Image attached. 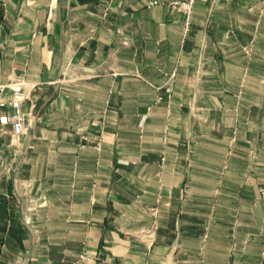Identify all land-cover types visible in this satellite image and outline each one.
<instances>
[{
    "label": "crops",
    "instance_id": "obj_1",
    "mask_svg": "<svg viewBox=\"0 0 264 264\" xmlns=\"http://www.w3.org/2000/svg\"><path fill=\"white\" fill-rule=\"evenodd\" d=\"M172 1L0 0V264H264V0Z\"/></svg>",
    "mask_w": 264,
    "mask_h": 264
},
{
    "label": "built area",
    "instance_id": "obj_2",
    "mask_svg": "<svg viewBox=\"0 0 264 264\" xmlns=\"http://www.w3.org/2000/svg\"><path fill=\"white\" fill-rule=\"evenodd\" d=\"M151 6L158 5V2H152L150 4ZM193 5L194 0H187L184 2H171L169 4V7L173 10H176L178 12H182L185 14L187 19V26L189 25V18L193 13ZM6 87H2L1 91L4 90ZM12 91L14 92V96L12 99L6 102H0V124L2 126H11V134L15 137H20L22 134H24L27 130V120L26 115L23 111V102L25 97L23 96L21 86H13L11 87ZM167 93H171V89L167 88ZM161 100V98H159Z\"/></svg>",
    "mask_w": 264,
    "mask_h": 264
},
{
    "label": "rangeland",
    "instance_id": "obj_3",
    "mask_svg": "<svg viewBox=\"0 0 264 264\" xmlns=\"http://www.w3.org/2000/svg\"><path fill=\"white\" fill-rule=\"evenodd\" d=\"M184 1H187V0H184ZM184 1H179V2H184ZM189 1V0H188ZM172 2H175V1H172ZM172 10V9H171ZM173 11H175V12H178V11H176V10H173ZM178 13H182V12H178ZM182 14H184V13H182ZM185 15V14H184ZM169 88L171 89V93H172V87L171 86H169Z\"/></svg>",
    "mask_w": 264,
    "mask_h": 264
}]
</instances>
